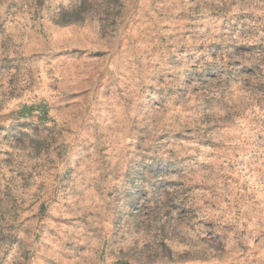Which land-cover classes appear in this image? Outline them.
Instances as JSON below:
<instances>
[{"label": "rangeland", "instance_id": "obj_1", "mask_svg": "<svg viewBox=\"0 0 264 264\" xmlns=\"http://www.w3.org/2000/svg\"><path fill=\"white\" fill-rule=\"evenodd\" d=\"M0 264H264V0H0Z\"/></svg>", "mask_w": 264, "mask_h": 264}]
</instances>
